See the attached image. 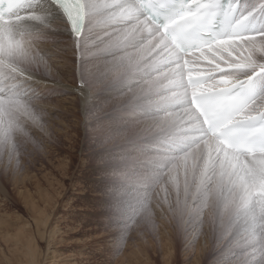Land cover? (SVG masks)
<instances>
[{
	"label": "rangeland",
	"instance_id": "obj_1",
	"mask_svg": "<svg viewBox=\"0 0 264 264\" xmlns=\"http://www.w3.org/2000/svg\"><path fill=\"white\" fill-rule=\"evenodd\" d=\"M259 2L242 5L252 10ZM61 26L62 39L47 50L46 32L16 31V43L0 41V264H261L253 245L225 229L230 202L219 204L217 183L228 175L222 160L213 169L211 144L189 143L191 113L155 106L154 95L129 103V89L149 74L113 79L124 58L148 57L147 67L168 50L157 51L156 43L142 50L145 34L121 44L122 25L99 17L86 18L79 42ZM21 49L28 50L17 54ZM41 50L44 63L31 58ZM172 70L152 73L157 99L179 92L166 91ZM157 118L166 120L167 141L132 138ZM193 152L200 153L195 177L186 175ZM240 162L264 184V156Z\"/></svg>",
	"mask_w": 264,
	"mask_h": 264
},
{
	"label": "snow or ice",
	"instance_id": "obj_2",
	"mask_svg": "<svg viewBox=\"0 0 264 264\" xmlns=\"http://www.w3.org/2000/svg\"><path fill=\"white\" fill-rule=\"evenodd\" d=\"M53 2L62 9L77 42L86 18L99 17L105 24L122 25L116 34L121 44L145 34L142 50L153 43L158 45L157 51L168 50L162 63L147 67L143 65L148 57L124 58L112 70L113 79H130L144 72L150 78L129 89V103L154 95L150 103L164 105L165 110L187 108L184 115L191 113L186 123L193 134L189 143L211 144L216 153L213 169L222 160L223 173L228 175L227 181L222 175L217 183L219 204L230 202L232 220L225 229L236 233V242L253 245L264 264V223H260L264 221V184L254 183L250 170L240 162L244 157L251 164L253 158L264 155V24L258 28L253 15L258 8L264 16V0L252 10L238 0ZM34 14L41 19L36 11ZM196 53L199 55L193 60ZM200 60L206 62L205 67L190 66ZM169 67L173 70L164 79L171 78L172 84L166 91L175 88L179 92L174 97L165 94L163 99H157L159 81L151 79V75ZM165 122V118L149 120L132 133V138L155 134L167 141ZM128 132L126 129L122 134ZM210 183L206 181L205 187Z\"/></svg>",
	"mask_w": 264,
	"mask_h": 264
},
{
	"label": "bare ground",
	"instance_id": "obj_3",
	"mask_svg": "<svg viewBox=\"0 0 264 264\" xmlns=\"http://www.w3.org/2000/svg\"><path fill=\"white\" fill-rule=\"evenodd\" d=\"M129 2H130V0H129ZM29 11L32 12V15H30L29 17L25 18L22 21L0 25V41L1 42L2 41H4V42L12 41V42L16 43L18 36H19V35H15L16 31H17V33L21 34V33L27 32V31L31 32L32 30H33V32H37V31L38 32L39 31L40 32H46L45 35L50 37V41H52V42L54 41L53 43L51 42L47 46L46 45L43 46L44 50H47V48L50 47L51 44H55V42H59L62 39L61 30L63 29V27L61 25L65 24L66 20H65L63 13L61 12V10L56 5H54L51 2L46 1V0H37V1H35V8L33 9L32 5H31L29 8ZM35 11L41 17L40 20L34 14ZM63 20L65 22H63ZM66 26H67V22H66ZM84 27H85V25H84ZM68 30H69L68 34L70 36H73L69 27H68ZM83 30H84V28H83ZM47 33H49V34H47ZM142 35L143 34H138L136 36V38L141 39L140 36H142ZM46 41H48L47 38H46ZM27 50L28 49H21V51L18 52L17 54H25L27 52ZM44 50L33 53L31 55V58H34V59L41 58L40 60L43 61V63L46 62L47 61V54L45 53ZM28 59H29V56H26L25 60H28ZM65 68H66V66H65ZM66 70L67 69H65L63 71L65 72ZM14 71L19 72V70H17V69H14ZM42 75H43V73L41 72L40 76H42ZM41 83H43V82H41ZM41 83H39V84H41ZM43 85H45V83ZM61 88H63V87H61ZM75 90H79L80 98L81 99L83 98V103H84L86 101L85 89L79 88V89H75ZM263 156L264 155H261V156L255 157V158H262Z\"/></svg>",
	"mask_w": 264,
	"mask_h": 264
},
{
	"label": "clouds",
	"instance_id": "obj_4",
	"mask_svg": "<svg viewBox=\"0 0 264 264\" xmlns=\"http://www.w3.org/2000/svg\"><path fill=\"white\" fill-rule=\"evenodd\" d=\"M190 147H191V146H189V148H190ZM193 157H194V160H193L192 168H191V170H190V173H186V175H191L192 177H195V176H196V172H197V168H198V166H199V165H198V159H199V157H200V153L193 152ZM172 163H174V162H170V165L168 166V168H169V172H166V173L164 174L165 176H167V175L170 173ZM162 180H163L164 183H168V181H167L166 179H164L163 177H162Z\"/></svg>",
	"mask_w": 264,
	"mask_h": 264
}]
</instances>
